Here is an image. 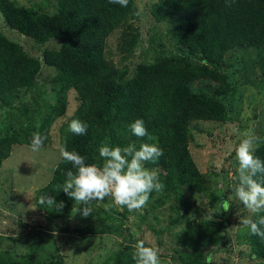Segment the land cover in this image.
I'll use <instances>...</instances> for the list:
<instances>
[{
  "label": "rangeland",
  "instance_id": "obj_1",
  "mask_svg": "<svg viewBox=\"0 0 264 264\" xmlns=\"http://www.w3.org/2000/svg\"><path fill=\"white\" fill-rule=\"evenodd\" d=\"M9 1L29 10L32 17L58 12V0ZM163 1L129 0L135 15L106 37L103 58L116 69L119 83L134 82L140 68L159 64L194 69L195 80L185 83L186 90L220 103L222 113L217 119L187 122L185 147L196 171L192 177L184 169L163 166L159 158L145 166L158 169L164 188L153 191L143 209L129 212L105 197L93 203L86 218L73 214L75 201L62 191L63 183L42 191L50 180V166L61 157L60 132L81 106L76 90L65 88L52 64L61 41L40 42L22 35L5 23L0 11V33L39 63L31 84L9 92L10 102H6L8 97L2 101L7 85L0 82V135L22 126L30 137L36 131L47 136L39 152L13 145L0 169V263L47 264L54 259L50 264H135L133 246L143 240L146 246L161 250L163 264H175L172 258L179 249L174 239L179 237L191 251L210 252L212 264H253L244 241L259 238L240 220L256 219L259 214L251 213L235 198L233 190L239 183L235 149L245 130L264 137V44H240L226 50L221 59L203 55L182 44L176 22L160 6ZM168 104L160 100L153 140L130 136L131 124L126 118L118 126L115 142L106 131H95L92 163L102 165L99 147L104 143L124 147L134 142L139 148L154 142L163 150L169 142ZM54 113L57 115L51 120ZM90 115L88 112L79 120L90 122ZM124 133H129L127 138ZM42 195L63 202V209L41 205ZM229 196L231 212H224L222 203ZM217 239L215 245L203 247Z\"/></svg>",
  "mask_w": 264,
  "mask_h": 264
},
{
  "label": "trees",
  "instance_id": "obj_2",
  "mask_svg": "<svg viewBox=\"0 0 264 264\" xmlns=\"http://www.w3.org/2000/svg\"><path fill=\"white\" fill-rule=\"evenodd\" d=\"M160 6L165 15L176 22L182 44L211 58L217 56L221 59L226 50L240 44H264V0H235L231 7L226 6V0H164ZM0 11L5 23L22 35L40 42L51 38L61 41L59 52L53 54L52 64L58 69L61 83L66 89H75L81 101L74 118H83L88 112L91 114L90 122L83 120L88 125L86 135L69 133L71 121L66 124L60 132L62 146L66 144L68 150L75 149L87 157L86 163L91 164L93 156L90 148L94 132L106 131L109 139L115 142L118 126L123 125L124 118L130 124L142 119L149 134L154 137L156 116L163 98L169 102L170 125L169 142L163 148L160 163L184 169L188 177L196 173L185 147L187 122L217 119L222 113V106L211 98L186 90L185 83L195 80L197 72L194 69L159 64L140 68L134 82H117L119 76L116 69L103 58V46L111 31L134 17L132 2L123 8L109 3V0H58V12L54 16L41 14L32 17L29 10L17 7L12 1L0 0ZM38 71V61L27 57L18 44L8 41L0 33V82L7 85L3 89L2 101L8 97L6 102H10L13 98L9 92L31 84ZM56 115L54 113L51 120ZM24 129L21 126L9 134L0 135V169L9 158L13 145L30 147L31 137ZM128 134L124 133L123 138H127ZM129 135L136 137L132 131ZM142 139L148 140L147 137ZM254 154L264 160V143L255 149ZM68 171L76 173L73 165L60 157L57 163L50 166V180L42 191L46 193L52 185L64 183ZM259 215H264V212ZM182 220L179 219L176 224H181ZM173 225L174 221L169 226ZM258 238L243 241L251 257L264 261V240ZM218 241L208 242L203 247L215 245ZM174 246L179 249L174 251L172 258L175 264H207L205 249L191 251L189 246L185 248L179 237H175ZM115 264L128 263L116 261Z\"/></svg>",
  "mask_w": 264,
  "mask_h": 264
},
{
  "label": "clouds",
  "instance_id": "obj_3",
  "mask_svg": "<svg viewBox=\"0 0 264 264\" xmlns=\"http://www.w3.org/2000/svg\"><path fill=\"white\" fill-rule=\"evenodd\" d=\"M235 0H226V6L231 7ZM111 4H118L127 8L129 0H109ZM132 133L139 138L147 137L153 140L142 119L135 120L130 125ZM87 123L73 119L68 126V132L77 136L86 135ZM47 136L39 131L32 133L31 150L39 152ZM264 143V137L255 134L251 129L242 133V139L235 149L236 169L239 183L235 187L234 195L251 213L264 212V160L254 154L255 147ZM61 157L76 169V173L68 171L62 185V191L75 201L73 214L80 213L86 218L92 213L94 202L103 201L105 197H111L115 205L126 207L129 212L143 209L149 202L153 191L160 192L164 185L159 181V171L148 168L149 162L155 163L164 155L163 150L156 143H142L137 148L133 142L127 146H110L107 143L99 147V155L103 158L102 165L86 163L87 157L81 155L75 149L68 150L67 145L60 149ZM58 188L60 186H57ZM232 196L223 200L224 212H228L232 206ZM41 205L63 209V202L57 203L54 197L42 195L39 199ZM80 205H83L81 209ZM241 225L250 229V234L264 240V215H257L256 219L243 218ZM133 260L135 264H163L160 259L161 250L146 246L145 241L140 240L134 246ZM207 264H212L213 256L206 253ZM256 264H264V261L253 257Z\"/></svg>",
  "mask_w": 264,
  "mask_h": 264
},
{
  "label": "crops",
  "instance_id": "obj_4",
  "mask_svg": "<svg viewBox=\"0 0 264 264\" xmlns=\"http://www.w3.org/2000/svg\"><path fill=\"white\" fill-rule=\"evenodd\" d=\"M250 254V251L248 252ZM251 259H253V257L250 256ZM253 263H256V261H253Z\"/></svg>",
  "mask_w": 264,
  "mask_h": 264
}]
</instances>
